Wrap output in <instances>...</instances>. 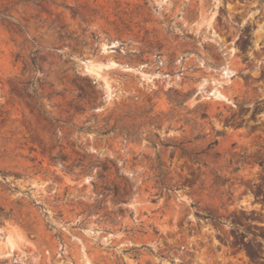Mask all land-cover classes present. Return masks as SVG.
<instances>
[{"label": "rangeland", "instance_id": "374dc122", "mask_svg": "<svg viewBox=\"0 0 264 264\" xmlns=\"http://www.w3.org/2000/svg\"><path fill=\"white\" fill-rule=\"evenodd\" d=\"M0 12V264H264V0Z\"/></svg>", "mask_w": 264, "mask_h": 264}, {"label": "bare ground", "instance_id": "6f19581e", "mask_svg": "<svg viewBox=\"0 0 264 264\" xmlns=\"http://www.w3.org/2000/svg\"><path fill=\"white\" fill-rule=\"evenodd\" d=\"M260 32L262 33L264 31H260ZM226 74L229 75L230 72H227ZM144 79H148V81H150V79L148 78V76H144ZM213 94H214V97H215L216 100L217 99H219V100H226L227 99L226 96L220 90H216V91H214V93L212 92V95Z\"/></svg>", "mask_w": 264, "mask_h": 264}, {"label": "trees", "instance_id": "16d2710c", "mask_svg": "<svg viewBox=\"0 0 264 264\" xmlns=\"http://www.w3.org/2000/svg\"><path fill=\"white\" fill-rule=\"evenodd\" d=\"M26 1H30V0H26ZM33 1H43V0H33ZM0 16H1V12H0ZM33 64L36 65V58L33 59Z\"/></svg>", "mask_w": 264, "mask_h": 264}]
</instances>
